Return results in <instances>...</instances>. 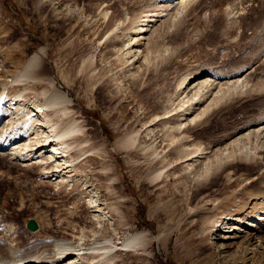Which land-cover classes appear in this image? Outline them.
Segmentation results:
<instances>
[{
  "label": "rangeland",
  "instance_id": "374dc122",
  "mask_svg": "<svg viewBox=\"0 0 264 264\" xmlns=\"http://www.w3.org/2000/svg\"><path fill=\"white\" fill-rule=\"evenodd\" d=\"M34 55L40 80L14 83ZM0 84L32 109L64 93L81 129L61 179L0 160V242H110L96 264H264V0H0ZM134 234L144 246L123 249Z\"/></svg>",
  "mask_w": 264,
  "mask_h": 264
},
{
  "label": "bare ground",
  "instance_id": "6f19581e",
  "mask_svg": "<svg viewBox=\"0 0 264 264\" xmlns=\"http://www.w3.org/2000/svg\"><path fill=\"white\" fill-rule=\"evenodd\" d=\"M165 1L169 2L171 5L178 0ZM187 1L191 0H183L184 3ZM150 22L147 16L141 21L142 24L134 28V32L130 36V42H128L127 47L130 45L133 48L134 45L136 46L138 44L139 36L146 34V29L144 28H147ZM37 61V56H32L22 72L14 77L13 82L23 83V81L20 80L25 74H31L33 77L32 81L37 82L38 77L37 75L35 76L32 71ZM205 76H209L206 71L201 73L198 72L187 81L188 89H194L193 94L195 95L193 96L196 97V95L199 94L201 86L207 89L208 80L207 78L203 80ZM198 85H200L199 88L197 87ZM3 89L4 84H0V160L7 161L6 158L8 157L10 160L7 162L9 163H5V165L8 164L9 168L18 167L19 164L31 162V167H38L40 170L47 171L48 174L53 173L55 180L61 179L58 175L59 172L61 173L62 170L71 167V165L68 164L69 162L63 158L72 150L76 141L74 137L81 131L79 125H77L75 121L69 119L70 112L67 109V105L69 106L70 101L68 97L64 93L57 91L46 98L45 106L32 109L28 107V105H25L23 96H19L8 103L7 92H4ZM24 90L26 89L24 88ZM184 98L188 99L186 96H184ZM188 101H190V99H188ZM188 101L186 102L188 103ZM47 107H51L54 110L53 112L60 110L65 119L68 120L62 125L52 124L49 120H46L47 118L41 112L42 109L44 110ZM259 125H262V127H258L255 132H259L260 130L264 132V115L260 118ZM246 129H249V127L245 125L242 130ZM249 130L251 131L252 129ZM78 142H80V140ZM9 148H12L11 150L14 151L11 154L12 156L9 155V153L6 154ZM183 150L182 148V151ZM185 151L186 149L184 152ZM150 159H153V157ZM247 159L248 158H245L243 162L246 163V161H248ZM5 165L1 164L0 166V180L4 177ZM48 170H51V172H48ZM225 233H227V231H225ZM144 238L142 234L131 235L124 241L122 248L129 249L141 247L142 245L144 246L143 243L141 244V242H144ZM72 243L73 242L50 240L49 242H32L30 245L25 244L24 246L14 247L7 242H0V264H84L87 261V264L89 262L91 264H96L103 262L108 256L116 252L113 250L114 246H110V242H106V244L101 246H97V244L86 253H81L76 250Z\"/></svg>",
  "mask_w": 264,
  "mask_h": 264
},
{
  "label": "water",
  "instance_id": "95a60500",
  "mask_svg": "<svg viewBox=\"0 0 264 264\" xmlns=\"http://www.w3.org/2000/svg\"><path fill=\"white\" fill-rule=\"evenodd\" d=\"M25 227L30 232H36L38 230V224L34 220H28Z\"/></svg>",
  "mask_w": 264,
  "mask_h": 264
}]
</instances>
